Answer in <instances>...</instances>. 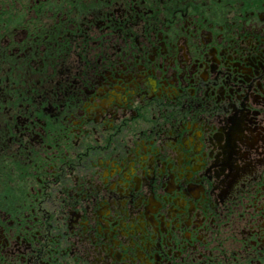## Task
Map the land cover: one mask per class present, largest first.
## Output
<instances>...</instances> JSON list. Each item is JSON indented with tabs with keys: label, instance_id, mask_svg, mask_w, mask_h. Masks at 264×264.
<instances>
[{
	"label": "flooded vegetation",
	"instance_id": "af4514ba",
	"mask_svg": "<svg viewBox=\"0 0 264 264\" xmlns=\"http://www.w3.org/2000/svg\"><path fill=\"white\" fill-rule=\"evenodd\" d=\"M243 3L122 0L85 27L83 9L56 5L49 15L38 0H0V35L11 41L0 49V99L11 105L3 120L38 136L31 114L55 121L71 101L84 113L85 147L102 160L90 190L94 219L82 211L83 193L66 194L62 220L45 215L43 190L24 186L28 214L9 201L15 222L0 238V264H92L78 242L88 225L109 241L110 264H131L127 253L146 248L150 264H264V0ZM142 21L145 49L132 31ZM120 32L128 39L113 43ZM185 50L192 62L173 65ZM130 91L148 102L144 119L117 118ZM4 164L24 176L18 158ZM28 179L39 188L40 176ZM107 233L135 237L139 248L121 241L122 251Z\"/></svg>",
	"mask_w": 264,
	"mask_h": 264
},
{
	"label": "snow or ice",
	"instance_id": "6c2138e0",
	"mask_svg": "<svg viewBox=\"0 0 264 264\" xmlns=\"http://www.w3.org/2000/svg\"><path fill=\"white\" fill-rule=\"evenodd\" d=\"M38 2L43 3L50 10L49 15H51V9L55 8L56 5L63 7L71 6L77 10L83 9L82 17L84 18L85 27H87L89 19H93L97 15L114 12L117 8L121 7L122 0H38ZM145 2L151 5L153 0H145ZM170 2L171 0H165L166 5ZM192 2L194 3L195 0H192ZM220 3H223V0H220ZM232 3H239L240 7H244L243 0H232ZM231 6L232 4L230 3L229 8ZM147 27L142 21L132 29L138 36H143V40L140 42L141 49L152 47L151 37L146 31ZM36 29L39 31V25H36ZM105 31L109 30L106 28ZM117 36H119V41H117ZM158 38L163 39L164 37L160 36ZM99 39L103 40L104 37L99 36ZM109 39L113 43H118L126 41L128 37L123 32H120L111 33ZM10 44L11 41L6 36L0 35V49ZM77 57L79 59V53H77ZM190 57L191 53L188 50H185L184 53L177 52L172 63L175 65L178 61L183 66V69H186L192 62ZM186 75H190V73H186ZM190 83L192 84V91L196 92L195 81L193 80ZM230 100L233 106H236L237 100L231 97ZM124 101L125 110L117 116L118 119L126 117L130 122L136 117L144 119L141 114L148 108V102L143 96L130 91L125 95ZM71 103V101H68L65 104L68 111L64 116L55 121H51L50 118L46 119L38 111L33 112L31 114L32 118L40 125V135L34 136L31 130L22 131L19 128L11 129L7 126V122L3 120V116L5 114V106L10 109L11 105L6 100L0 99V238H3L5 230L9 229L7 222L10 219L15 222V217L11 216L9 210V201H14V206L20 208L25 214L29 212V209L23 207L26 203L22 198L24 186H27L31 192L45 191L47 193L45 196V215L51 216L55 212L56 216L61 220L65 211L63 205L67 203L66 194L70 193L76 196L78 193H83L82 203H84V208L82 211L87 212L89 217L94 219L95 212L91 201L95 200L96 196L95 193L90 195V190L93 187L92 177L95 175V165L102 163V160L100 157H93L90 150L85 147L86 141L82 138L83 133L80 131L83 124L81 118L84 113L82 111L72 112L69 107ZM224 107L227 108V105H224ZM157 115V113H153L151 118L155 119ZM69 122L75 125V129L69 126ZM21 123L26 122L21 121ZM73 133H75L74 136ZM41 136L46 138L47 142ZM65 144L72 146L65 147ZM9 156L19 159V165L23 166V177L17 173L16 167L8 168L4 164V161ZM37 157L43 163L42 168L36 164ZM34 168H36L35 172H33ZM29 173L41 177L39 188L29 183ZM131 178L129 176V179ZM153 178L155 177L153 176ZM21 179L24 180L23 185L20 183ZM84 185H88V191L85 190ZM105 191H108V189H105ZM145 194L150 195L151 192L146 190ZM112 203L115 205L116 201L113 200ZM121 208H123V205H121ZM239 211L243 210L239 209ZM244 214L247 215V213ZM33 220L39 222L37 217L29 216V221ZM28 227L31 229L32 224L29 223ZM227 227L232 228L233 225L229 223ZM84 231L91 237V242H89L88 236H84L78 242L84 244L88 258L92 264H105V260L110 264L109 252L111 249L109 248L107 252L105 251V245H108L109 241L101 240L96 232L91 229V225H88ZM35 232L39 235L40 229L35 228ZM61 235H64V233H61ZM80 235V233H77L78 237ZM106 235L114 237L112 243L116 247L121 248L122 251L121 241L128 243L132 249L139 248V245L134 243L135 237H133L132 241H129L126 233H121V236L118 238H115V233H107ZM233 239L234 237H228L225 242L231 243ZM2 251V248H0V252ZM151 254V248L140 249L136 252L129 251L127 259L131 261V264H150L149 256Z\"/></svg>",
	"mask_w": 264,
	"mask_h": 264
}]
</instances>
